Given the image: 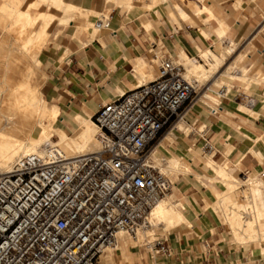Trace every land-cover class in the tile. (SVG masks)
I'll use <instances>...</instances> for the list:
<instances>
[{"label": "crops", "instance_id": "1", "mask_svg": "<svg viewBox=\"0 0 264 264\" xmlns=\"http://www.w3.org/2000/svg\"><path fill=\"white\" fill-rule=\"evenodd\" d=\"M69 6L81 14L67 17ZM46 9L53 18L35 59L44 76L42 94L61 125L57 128L70 137L82 131L91 135L90 121L104 103L156 77L151 49L161 46V53L180 56L187 67L195 59L189 55L207 48L215 53V39L228 34L216 55L229 49L225 58L246 71L245 82L232 83L228 91L208 88L217 101L200 95L184 120L165 130L162 140L169 136V147L156 146L163 145L158 155L177 156L188 168L178 172L170 189L184 221L160 237L168 252H157L149 243L133 248L122 239L98 264H264V248L250 244L255 241L240 246L230 241L212 206L213 191L223 190L218 169L234 178L232 166L255 176L264 171V0H62L60 8ZM195 9L203 11L192 13ZM100 13L110 14L109 25L83 32ZM241 92L252 102L237 97Z\"/></svg>", "mask_w": 264, "mask_h": 264}, {"label": "built area", "instance_id": "2", "mask_svg": "<svg viewBox=\"0 0 264 264\" xmlns=\"http://www.w3.org/2000/svg\"><path fill=\"white\" fill-rule=\"evenodd\" d=\"M109 22L110 14L100 13L94 25ZM160 49H151L155 78L94 114L99 149L72 158L29 153L0 172V264H98L120 233L147 224L173 184L151 165V148L184 120L196 93L183 66ZM237 97L252 102L244 92ZM149 245L168 252L160 238Z\"/></svg>", "mask_w": 264, "mask_h": 264}, {"label": "bare ground", "instance_id": "3", "mask_svg": "<svg viewBox=\"0 0 264 264\" xmlns=\"http://www.w3.org/2000/svg\"><path fill=\"white\" fill-rule=\"evenodd\" d=\"M3 1H7V8L2 10V14L8 19L3 23L7 30L4 31L8 33L13 27L16 36L8 37L9 33L8 36L3 35L0 40V172L13 170L21 157L29 153L44 154L53 151L64 158H72L99 149L98 128L93 121L90 122L95 129L94 136L82 131L79 137H70L57 128L58 138L55 141L50 140L49 130L54 124L56 113L47 106L36 79L32 78V74L35 75L36 71L31 70L32 63L27 56L28 49L37 46L45 36L46 27L52 16L48 11L38 8L41 4L60 8L62 0H33L24 8H20L22 0H0V3ZM2 6L4 7V4ZM33 9L37 10L33 11ZM80 11L76 7L69 6L64 13L69 17ZM85 29L87 27H84ZM228 53L229 49H225L221 56L211 51L203 52L202 55L213 60L208 63L210 64L208 68L205 63L196 59L188 63L187 67L182 62L180 64L184 68L185 77L196 87L199 77L207 73L204 76L206 77L210 71L214 72ZM33 65L39 67L38 59ZM231 68L230 66L225 68L224 72L229 73ZM205 96L208 97L204 94ZM150 155L151 165L164 174L153 164V161L157 160L156 149H152ZM185 163L177 156H170L166 159L164 167L174 172L176 170L184 172L188 169ZM216 173L223 183V190L213 191L215 200L212 206L220 221L224 222L232 238L237 242L264 241V180L257 175H250L244 177L242 182H238L223 168L218 169ZM242 186H245L242 189V197H238L236 190ZM171 194L169 190L155 202L150 209L148 222L142 228L161 224L160 229H167L181 220L184 221L177 209V203L168 199ZM136 231L130 234L132 238H135ZM117 243L116 240L113 247Z\"/></svg>", "mask_w": 264, "mask_h": 264}, {"label": "rangeland", "instance_id": "4", "mask_svg": "<svg viewBox=\"0 0 264 264\" xmlns=\"http://www.w3.org/2000/svg\"><path fill=\"white\" fill-rule=\"evenodd\" d=\"M30 1H33V0H22L21 1V4H20V8H24L25 7V5L26 4H28ZM200 1H202V0H200ZM4 4V7L2 6L3 4ZM5 3H6V5H5ZM124 3V2H123ZM124 4H127V2H125ZM203 5V4H202ZM0 6H1V8H0V40L3 38V35H5V34H7L6 36H8L9 35V33H10V35L8 36V37H12V36H16V30H15V28H10L9 29V31H8V33L7 32H5V31H7L6 30V28H5V26H4V22L5 21H8V19L5 17V16H3V14H2V10L3 9H6L7 8V1H3V2H1L0 3ZM6 7V8H5ZM203 7V6H202ZM46 8H49V7H47V6H45L44 4H41L40 6H39V8L38 9H42V10H45V11H48ZM37 9H33V11H36ZM201 11H203V10H201ZM200 10H197V9H195V10H192V13H199V12H201ZM99 15L100 14H95V17H96V19L99 17ZM4 17V18H3ZM53 18V15L50 17V20ZM212 19L214 18L215 19V17H211ZM95 19V20H96ZM95 20L93 21V22H91L90 21V23L87 25V29H85V31H83V32H85V33H91V34H93V33H95V32H97L98 31V29L97 28H95V26H94V23H95ZM203 22H204V20H203ZM3 24V25H2ZM6 24V23H5ZM4 28V29H3ZM5 30V31H4ZM228 36V34H226V35H224V36H222V37H218L217 39H215V45H214V48H213V50L212 51H214L215 52V54H220L221 53V50H222V48H223V46L225 45V43L226 42H223V40L226 38ZM47 40H48V33H46L45 34V36L38 42V44H37V46H32V47H30L29 49H28V58H29V61L32 63V67H31V70H32V72L33 71H36V72H34L35 73V75H33L32 73V78H33V80H35V81H37V83H38V85H39V89H40V91L42 92V84H43V76H42V73H41V70H40V67H35L34 65H33V63L34 62H36V59H35V55H36V53L38 52H40L41 51V49L45 46V44H46V42H47ZM230 43H231V45H232V47H233V49H234V47H235V42H234V40L233 39H230ZM39 50V51H38ZM208 50H211V49H209V48H207L206 49V51L205 50H203V51H198L197 52V55H194V54H191V55H189V56H191V57H193V58H195L196 60H199V61H201L202 63H205L206 65H207V68L208 67H210L209 65H208V63L210 62H212L213 60L212 59H208V57H206V56H204V55H202V53L203 52H207ZM180 52H181V50H179L178 51V53L180 54ZM200 55H202V56H200ZM201 58H200V57ZM184 58H185V60H186V57L184 56ZM206 59V61H205V59ZM201 59V60H200ZM34 60V61H33ZM177 60H178V62L179 63H181V60H180V56L177 58ZM230 60H231V58L229 57V56H227L225 59H224V61L222 60V63L218 66V68L216 69V70H214V72L212 71H210V73L208 74V76H206V77H204L205 75H207V73L204 75V76H200L199 77V81L197 82V87H196V93L194 94V96H193V100H192V102L193 101H195L196 99H198L199 97H200V95H202L203 94V96H204V94L206 93L207 95H210L211 93H210V91H208V90H206V88L208 87V88H214V89H218V87H220V86H226V89H227V91L228 90H230V88H231V85H232V83H234V82H239L240 84H243L244 82H245V76H246V71H245V69H243L242 67H240L239 66V64H237L236 62H230ZM184 63V62H183ZM230 63V65H232V68L231 69H229V73H225L223 70H224V68L228 65ZM0 68H1V65H0ZM36 68V69H35ZM35 69V70H34ZM237 69H239L240 71H241V75L240 76H237L236 74H235V71L237 70ZM40 72V73H39ZM40 75V77H38ZM36 76H37V78H36ZM42 76V77H41ZM184 76H185V74H184ZM41 78V79H40ZM147 78H149V79H151V78H153V73L151 74H148L147 75ZM42 80V81H41ZM41 81V82H40ZM219 82V83H218ZM210 84H213V85H210ZM210 85V86H209ZM43 95V94H42ZM211 96V95H210ZM210 96H205L207 99H211V101H214V102H216L217 101V99L216 98H213V97H210ZM210 97V98H209ZM43 98H44V96H43ZM205 98H203V100H204ZM214 99V100H213ZM44 100L46 101V99L44 98ZM46 103H47V106H49V104H48V102L46 101ZM61 125H58V123H57V117L55 118V120H54V124L51 126V128H50V130L49 131H51V133H49V135H51V137H50V140H52V141H55L57 138H58V136L57 135H55L56 134V132L58 133V130H57V127H60ZM187 126V125H186ZM92 127H93V125H92ZM187 129L188 130H186L185 132H188L189 130H190V127L189 126H187ZM94 131H95V129H94V127H93V130H92V133H91V135L90 136H94ZM164 133H166V131H164V132H162V134H161V136H160V138H158V140H156V142L153 144V146H152V148L151 149H157V150H163V145H164V147H169L168 145H167V142H168V140L169 141H171V138L168 136L167 138L168 139H165V140H162V137H163V135H164ZM72 134V133H71ZM67 135H70V134H67ZM78 141H80L79 139H77ZM160 143H163V145H159L158 147H156L158 144H160ZM152 151V150H151ZM150 158H152V157H150ZM168 157H166L165 156V152H160V154L159 155H157V157H156V159L157 160H155V161H153V164L154 165H156L158 168H160L163 172H164V175L165 176H167L168 178H169V180L173 183L174 181H175V179H176V177H177V174H178V172H179V170H176L175 172L173 171V170H169V169H166L165 167H164V164H165V161H166V159H167ZM164 159V160H163ZM232 166V165H231ZM232 168H233V173L235 174V179H236V181H238V182H242L243 180L242 179H244V177H246V176H250L249 174H251L252 172H248V173H245V172H240V169H238L236 166H232ZM212 174V173H211ZM213 176V174L211 175V177ZM258 177L259 178H261L262 180H264V177L262 178L261 177V175H258ZM215 182H216V184H217V186H216V188H220V184H219V182L218 181H216V180H214ZM174 187V184H172V186H171V188H173ZM243 188H245V186H242V187H239L237 190H236V194L238 195V197H242V189ZM170 197L171 196H169L168 197V199L170 200ZM220 219V218H219ZM221 220V219H220ZM221 224H222V228H223V230H224V232H225V234H226V236H227V238L230 240V241H232V242H234L235 244H237L238 246H240V244H248V243H244V242H237L236 240H234L233 238H232V235L230 234L231 232H230V230L227 228V226L224 224V222H222L221 221ZM161 225V224H160ZM160 225H156L155 227L153 226V227H151V228H146V229H144V228H140V229H137V231H136V236H135V238H137L136 240H134L133 238H132V236L129 234V233H126V232H123V233H120L119 235H118V237H117V241L119 242L120 240H122V239H125V240H127L128 241V243H127V245L126 246H128V245H133V248H134V246L135 247H138V246H140V245H145L146 243H153L154 242V240H156V239H158V238H160V237H162V236H164L165 234H166V232H168V229L169 228H165V229H160L159 227H160ZM225 227L227 228V229H225ZM149 229V230H148ZM250 244H252V245H256V246H262L263 248H264V241H255V242H250ZM119 246H116V247H108V248H106V250H105V252L101 255V257H100V260L101 261H103L104 259H106V258H108V255H110V254H112V253H115V249L116 248H118ZM263 251H264V249H263ZM107 255V256H106Z\"/></svg>", "mask_w": 264, "mask_h": 264}]
</instances>
